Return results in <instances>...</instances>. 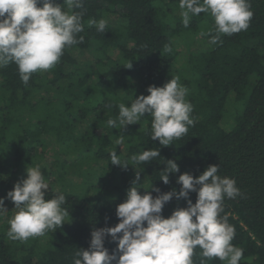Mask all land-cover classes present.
I'll use <instances>...</instances> for the list:
<instances>
[{
  "label": "trees",
  "instance_id": "16d2710c",
  "mask_svg": "<svg viewBox=\"0 0 264 264\" xmlns=\"http://www.w3.org/2000/svg\"><path fill=\"white\" fill-rule=\"evenodd\" d=\"M249 3L253 16L247 30L222 35L221 43L211 45L200 33L215 27L213 17L201 13L184 27L174 13L179 0H85L84 30L77 34L83 43L66 48L54 68L33 73L27 86L14 63L0 68V197L54 145L55 164L51 161L47 177L61 185L54 187L51 180L44 191L47 198L62 192L69 212L60 228L26 242L10 240L9 212L0 216V264H73L78 249L89 247L94 228L119 222L116 206L126 199L136 168L143 169V188L152 184L168 192L179 191L176 178L181 173L198 176L210 164L219 165V175L234 178L241 192L225 197L221 213L235 227L232 243L244 250L240 264H264V0ZM109 15L118 19L107 22L103 33L88 24ZM195 41L200 48L192 50ZM166 45L171 52L165 51ZM86 51L92 55L89 62L74 56ZM171 77H179L193 105L195 124L185 136L161 146L150 138L149 115L122 129L118 122L117 129L107 126L109 118L117 119L119 103L130 106L133 99L149 94V86H163ZM229 109L234 120L226 130L222 122ZM121 135L119 146L115 142ZM148 148H159L161 157L132 166L131 156ZM114 149L130 164L127 169L110 163ZM163 159L179 165L168 184L159 179L166 167L158 163ZM71 167L74 178L65 186ZM97 175L108 180L91 193ZM189 198L195 203L196 193L190 192ZM177 207H187L186 200L173 197L162 215L167 218ZM116 245L106 236L109 253ZM200 251L195 249L193 257L197 264ZM208 264L226 262L213 258Z\"/></svg>",
  "mask_w": 264,
  "mask_h": 264
},
{
  "label": "clouds",
  "instance_id": "9594fccd",
  "mask_svg": "<svg viewBox=\"0 0 264 264\" xmlns=\"http://www.w3.org/2000/svg\"><path fill=\"white\" fill-rule=\"evenodd\" d=\"M84 4L85 0H0V68L14 63L25 86L33 73L54 68L66 48L83 43L84 38L77 34L84 30ZM179 8L184 27L201 13L213 17L215 27L200 33L209 37L211 45L221 43L222 35L247 30L253 16L249 0H179ZM88 24L101 33L107 27L105 19H90ZM165 51L171 52V46L166 45ZM131 66L129 63L128 68ZM147 91L148 95L141 94L130 106L119 103L117 119L109 118L107 126L117 129L118 122L122 129L149 115L150 138L158 140L161 146L172 145L195 124L191 115L193 105L186 99L188 89L179 83V77H171L163 86H149ZM123 142L121 135L115 143L120 146ZM109 154L112 165L124 169L130 165L115 149ZM158 157L159 148H148L133 154L131 165H145ZM158 163L166 164L159 179L168 184L169 174L179 172V165L173 159ZM41 168L26 167V177L18 180L6 197H0V216L8 212L5 199L14 203L15 212L6 233L12 241L26 242L54 232L69 216L63 207L67 197L62 192L46 197L44 190L49 184ZM136 169L126 199L116 206L119 222L94 228L89 247L78 249L73 264H197L193 260L197 248L201 250L198 264H208L213 258L226 264H240L244 250L232 243L235 227L228 223L226 214L221 215L225 197L241 195L234 178L219 175V165L210 164L198 176L181 173L176 178L181 185L179 191L173 188L161 192L151 184L149 188L158 193L153 196L147 191L149 188L142 187L143 169ZM140 188L146 191L141 193ZM190 192L196 193L195 203L189 198ZM173 197L186 200L187 207H177L165 218L162 210ZM106 236L117 242L112 253L104 246Z\"/></svg>",
  "mask_w": 264,
  "mask_h": 264
},
{
  "label": "rangeland",
  "instance_id": "374dc122",
  "mask_svg": "<svg viewBox=\"0 0 264 264\" xmlns=\"http://www.w3.org/2000/svg\"><path fill=\"white\" fill-rule=\"evenodd\" d=\"M181 11L182 10L179 7H177V9L175 8L174 13L175 14H178L181 17ZM117 19H118V17L109 15L108 18L106 19V21L108 23H115V21ZM201 45H203L202 47L205 46L204 44H201ZM198 48H200V44L198 46V42L195 41L194 43H192L190 49L197 50ZM181 50L183 52H185V53H187V51H188V49H187V47H186V45L184 43L181 44ZM116 55H117V53L114 54L115 57H116ZM74 56L77 57L81 62H89L92 59L91 52H87V51L84 52V54H80V52H76L74 54ZM182 59H183V56H182ZM180 62H179V64H180ZM232 111H233V109H229L226 112V114L224 116V119H223V122H222V127H224L226 130H229L232 127V123H233V120H234V118L231 116ZM54 147L55 146L52 145V147H50L47 150L48 151L46 153L47 154V157L40 158L36 162H38V165H40L42 167L41 168L42 174L44 176H46V180H47L48 184H50L51 183V180H53L52 181L53 186L54 187H59L61 185V182L59 180H55V178H53V177L50 180V177H47V173H48V170H49V166L51 164V161L55 164V157L53 156L54 155V152H55ZM58 160H60V161L61 160H64V157H59ZM66 174L67 175L65 176V179H67V180L66 181L64 180L65 186H67V184H68L67 181H69L70 179L74 178V174L72 173V167L69 168L66 171ZM98 177H99V175L96 176L95 188L91 190V193H94L97 188H101L102 184L108 180V176H106V177L102 176L104 178L101 177L99 180H98ZM16 182H17V179H14L13 180V184H15ZM11 189H12L11 187H8L7 186V189H5V190L8 192ZM104 196H105L106 199H109V197L111 196V193L108 192ZM5 207L7 208L8 212L10 214V215L8 214V220H9L13 216V214L15 212V209H13L14 208V203L11 200H9V199H5Z\"/></svg>",
  "mask_w": 264,
  "mask_h": 264
}]
</instances>
